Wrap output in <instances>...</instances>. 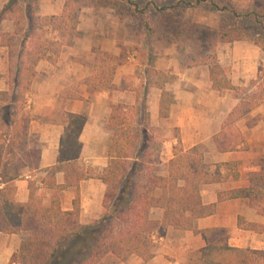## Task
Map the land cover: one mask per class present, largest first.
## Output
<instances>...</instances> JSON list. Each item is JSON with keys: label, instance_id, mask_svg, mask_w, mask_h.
Returning a JSON list of instances; mask_svg holds the SVG:
<instances>
[{"label": "trees", "instance_id": "obj_1", "mask_svg": "<svg viewBox=\"0 0 264 264\" xmlns=\"http://www.w3.org/2000/svg\"><path fill=\"white\" fill-rule=\"evenodd\" d=\"M173 0L171 3L154 5L155 16L149 17V4L138 5L132 0H64L59 14H40L39 0H8L0 10V23L12 19L14 28L0 32V46L8 49L7 86L0 90V232L25 233L19 248L12 254L8 264H96L107 256L124 262L130 256L144 261L153 257L155 240L168 227L177 230L194 229V221L215 212V204H204L200 186L229 178L236 179L238 172L234 162L215 164V171L204 163L198 147L183 150L174 147L173 157L166 164V174L161 166H151L146 157L151 146L148 131L149 118L146 96L148 89H161L160 117H167L174 101L164 84L172 77L154 67L155 43L174 46L184 52L186 45L194 56L187 65H206L215 90H233L239 97V87L231 82L230 69L220 64L215 53L221 43L243 39L233 25L222 19L213 29L183 17L184 9L209 3L215 10L228 12L227 0ZM152 4V3H151ZM116 9L118 18L125 14L137 22L134 35L146 43L144 70L138 76L142 81L136 86V103L127 106L110 103V117L106 129L112 132L108 165L99 178L106 186L102 216L83 225L80 216V181L90 175V169L80 163L82 144L79 135L86 118L80 114L64 113V135L60 138L57 163L39 168L40 149L30 145L29 125L31 117L27 110L29 92L36 77V65L41 60L54 62L62 45H72L73 38L81 34L77 29L83 8ZM232 17L237 13L231 11ZM257 18L260 14H255ZM264 17V13L261 15ZM244 17V16H243ZM264 28V25L262 26ZM264 49L261 34L248 37ZM126 60L123 53L113 55L99 51L98 60L92 65L93 73L87 85L93 90L113 89L112 78L117 66ZM125 87L120 85L119 88ZM264 102L263 94H252L243 99L226 116L222 132L214 137L218 150L236 148L234 141L244 142L232 127ZM248 124V126H251ZM245 147V146H243ZM260 169L248 177L246 187L218 192V201L244 198L251 207L264 216V157L259 160ZM221 168L224 173H220ZM42 171L44 179L54 192L49 204L43 205L34 196L30 186L29 201L20 203L14 199L12 182L22 178L25 171ZM63 172L64 182L56 185L51 179ZM52 182V183H51ZM73 187L75 197L71 210H62L59 193ZM162 209L160 220L150 216L153 208ZM238 227L244 230L264 232V225L246 222L238 217ZM184 264H264V250L243 248L228 244L227 239L206 241L196 256Z\"/></svg>", "mask_w": 264, "mask_h": 264}, {"label": "crops", "instance_id": "obj_2", "mask_svg": "<svg viewBox=\"0 0 264 264\" xmlns=\"http://www.w3.org/2000/svg\"><path fill=\"white\" fill-rule=\"evenodd\" d=\"M8 0H0V10ZM62 3L56 7L51 1L40 3V14H59ZM12 19H4L0 23V32H10L14 28ZM77 29L80 35L73 38L72 45H62L54 62L41 60L36 65V77L29 92L27 110L31 117L29 125L30 145L35 143L40 149L39 168L55 165L59 156L60 138L64 135V113L80 114L86 118L79 141L82 144L80 163L90 169V176L80 181V224L87 225L99 219L104 208L102 206L105 184L99 178L108 165L112 132L106 129L110 117V103H122L133 106L136 103L138 78H133L136 70H141L134 55L117 66L112 78L113 89L93 90L87 85L93 73V58L99 51L119 55L117 33L123 28V22L112 8H83L80 12ZM134 44V42L132 41ZM235 43V42H234ZM248 48L244 53L237 50L241 45L224 46L218 51L221 65H231L234 86L245 85L255 76L258 56L255 47L243 43ZM156 54L154 67L168 73L172 79L164 84L170 91L174 101L170 104L167 117H160L159 102L161 89L151 87L146 96L149 118L148 131L151 144L156 147L154 155L157 166H161V174H166V164L173 157L174 147L188 150L198 147L204 156V163L215 171V164L234 162L238 177L200 186L201 200L204 204H215V212L194 221V229L177 230L166 228L164 234L155 240L153 257L147 261L137 256H130L126 261H117L107 256L96 264H184L189 258L197 255L198 250L206 245V241L225 238L228 244L243 248L264 250V232L244 230L238 227V217L246 222L264 225V216L251 207L244 198L218 201V192L227 191L248 185V177L260 169L259 160L264 157V102L240 119V136L244 142L234 141L233 150H218L214 137L222 132L226 116L239 103L233 90H215L206 65L182 64L178 59L174 46L165 45ZM228 59V60H227ZM8 49L0 46V90L7 86ZM180 60V61H179ZM144 66V64H143ZM120 85H127L124 89ZM252 125L248 126V120ZM251 124V123H250ZM245 146V147H243ZM220 173H224L221 168ZM48 174L42 171H25L22 178L12 182L14 199L17 202L29 201L30 186L34 188V196L43 205H48L54 186L46 179ZM56 185L64 182L63 172L55 175ZM52 183V182H51ZM3 184L0 183V188ZM62 210L72 209L75 197L73 187H67L59 193ZM264 208V203L258 204ZM150 216L160 220L161 208H153ZM226 229L225 236L209 238V233ZM217 235V234H216ZM25 233L6 234L0 232V264H8L12 254L19 248Z\"/></svg>", "mask_w": 264, "mask_h": 264}, {"label": "rangeland", "instance_id": "obj_3", "mask_svg": "<svg viewBox=\"0 0 264 264\" xmlns=\"http://www.w3.org/2000/svg\"><path fill=\"white\" fill-rule=\"evenodd\" d=\"M48 0H39L40 3L46 2ZM51 3L56 7L58 3H64V0H49ZM135 3H138L142 7L145 3H148L150 6L147 9V13L149 17L155 16V9L154 5L162 4V3H171L173 0H132ZM194 2L195 0H191ZM217 3L222 5L219 0H216ZM229 11L228 12H221L218 10H215L213 6L209 3H202L199 5H196L194 7H190L187 9H184L182 12L183 17H186L188 19H191L193 21L199 22L207 27H211L213 29H217L222 21V19L226 20L227 23L230 25H233L236 29V31H240L239 33L244 37L243 39L234 40L231 42H225L221 43L217 46L215 53L218 57V51L223 48L224 46H230L232 44L241 45L240 48L237 50V54L235 55L236 58H238V52L244 53V51H248V48H246L243 43H247L255 47L256 51L260 54L258 56L257 66H256V73L253 78H251L245 85H239V103L243 99H249L251 98L252 94H263L264 93V49L260 46L254 44L252 40H250L248 37H253V35L261 34L264 36V28L262 27L264 25V17L261 16L264 13V0H227ZM152 3V4H151ZM104 8H110V7H104ZM116 11V9L112 8ZM231 11H235L237 13V17L233 18ZM117 16L118 12L116 11ZM255 14H260L257 18H255ZM244 16V17H243ZM123 28L120 32L117 33V44L120 48V52L123 53L124 57H128L129 55H134L136 59L138 60V63H141L140 69L136 70L138 76L142 74V70H144L143 61L146 59L145 53H146V43L138 40V38L134 35V27L137 26V22L131 19L130 17L125 14V17L123 20ZM134 42V44L132 43ZM235 42V43H234ZM262 45H264V41H261ZM165 45L160 43H155L152 46V53L154 54L156 58V54L159 51H162ZM178 59L181 60L182 64H188V58L189 56H196L197 54H194L193 49L191 47L185 48L184 52H179L176 50ZM93 59L95 61L98 60L99 53H97ZM179 60V61H180ZM228 60V59H227ZM194 65V64H193ZM230 69V76H233L231 65L226 66ZM135 78V77H134ZM138 81L136 82V85L138 87V90H142L140 88L141 79L139 77ZM238 103V104H239ZM254 121V118L252 119ZM252 120H248L247 124L252 123ZM232 130L235 133H240V126L234 125L232 127ZM156 147H154L152 144L149 148V154L146 157V160L149 161L151 166H157V160L155 158V150ZM227 230L223 229L217 232L209 233V238L215 239L219 235L225 236L227 234ZM217 234V235H216ZM219 236V237H220ZM226 237V236H225Z\"/></svg>", "mask_w": 264, "mask_h": 264}]
</instances>
